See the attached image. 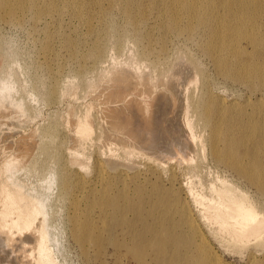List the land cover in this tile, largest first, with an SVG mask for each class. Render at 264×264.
<instances>
[{
  "label": "rangeland",
  "instance_id": "rangeland-1",
  "mask_svg": "<svg viewBox=\"0 0 264 264\" xmlns=\"http://www.w3.org/2000/svg\"><path fill=\"white\" fill-rule=\"evenodd\" d=\"M10 1L16 12L0 3V78L11 76L14 100L23 104L25 113L17 116L19 120L9 118L12 115L0 116V143L7 155L18 148L27 149L30 154L15 176L25 191L40 195L49 206V230L60 242L59 248H53V264H207L206 251L183 216L184 204L192 210L199 228L222 260L228 264H264V230L260 238L244 240L215 235L206 229L195 199L197 196L218 201L214 190L225 178L247 191L264 215V186L260 189L252 182L264 183V142L259 141L264 135V47L232 50L226 45L213 46L207 33L196 27L198 21L185 13H180L173 23L174 7L168 5L169 0H139L132 8L140 20L136 31L120 6L130 0H55V5L52 0ZM79 1L84 5L80 10L82 18L73 13V6L81 5ZM194 2L209 3L220 16L216 28L222 35L218 40H229L232 33L226 28L231 23L264 26V0ZM223 3L237 13L232 15ZM245 10L250 13L249 21H240L238 15ZM214 28L215 25L210 26L208 32ZM144 32L149 36L144 38ZM131 54L145 57L148 63L183 54L197 68L198 84L190 86L195 90L190 127L207 143L205 149L200 141L186 150L190 159L179 155L166 159L164 167H152L147 155L142 154L136 160L137 168L120 166L132 176L139 171L140 177L102 187L100 183L115 178L116 173H111L110 160L103 156L100 147V90H93L90 85L115 62H123ZM222 99L228 105L234 101V110L220 112ZM86 109L91 111L95 131L77 146L88 167L79 168L76 173L71 154L78 136L70 114L81 115ZM217 127L218 152L211 139ZM23 137L26 138L22 140ZM224 137L236 141L237 147H233L235 143L225 147L221 139ZM245 151L253 154L246 160ZM241 161L246 170L240 168ZM112 187L110 202L118 193L116 188L128 190L127 198L120 199L121 204L143 206L152 221L161 214L165 222L180 223L181 229L175 227L180 237L166 238L172 247L167 259L152 258L150 254L142 258L115 254L103 240L100 228L106 220L97 216L102 209L100 195ZM74 217L80 219L77 227H83L78 240L73 235ZM93 226L98 230L92 231ZM105 246L109 247L104 249ZM10 248L9 253L0 251V264H24L23 256H17L21 251Z\"/></svg>",
  "mask_w": 264,
  "mask_h": 264
},
{
  "label": "bare ground",
  "instance_id": "bare-ground-1",
  "mask_svg": "<svg viewBox=\"0 0 264 264\" xmlns=\"http://www.w3.org/2000/svg\"><path fill=\"white\" fill-rule=\"evenodd\" d=\"M30 1L33 2V0ZM138 1L130 0L120 5L124 16L135 31V26L140 24V20L134 16L132 8H135ZM193 1L169 0L168 5L174 7L171 10L174 15L173 23H176V18L178 19L180 13H185L193 21H198L196 27L202 28L200 30L207 33L206 38L211 39L213 46L226 45L232 50L237 47L247 50L264 47V30H262L264 26L262 24L259 28L257 23L248 27H243L242 23H231L226 28L232 33L229 40H218L222 35L216 28V24L221 21L220 16L211 9L209 3L198 4ZM11 2L0 0L6 9L16 12L17 8L12 6ZM51 3L55 5V0ZM80 4L73 6V13L82 18L83 12L80 10L81 7L84 8V5L81 2ZM222 6L230 10L232 15L237 13L224 3ZM240 12L239 20L249 21V11ZM157 20L158 14L154 22L156 23ZM213 25L215 28L208 32L210 26ZM147 33H143L144 38L149 36ZM133 35L137 38V34ZM162 59L163 61L148 59V63L145 57L135 58L131 54L125 61L115 62L104 76L99 77V80L90 85L93 90L96 88L100 90V147L103 156L110 160L111 173H116L115 178L101 182L102 187L116 186L121 179L140 177L139 171L132 176L130 171L120 166L137 168L136 160L142 154L147 155L152 167H164L166 159L176 155L181 156L182 159H190L189 154H185L186 150L194 148L200 141L205 149L207 143L204 142L205 139L198 138L190 127V112L195 98V90L190 86L198 84L199 72L183 54H176L173 59L167 57H162ZM217 59L213 57V60L217 61ZM14 90L15 86L10 75L0 78V116L12 115L13 117L9 118L19 120L17 116L24 114L25 110L20 101L14 100ZM234 105V101L228 105L227 101L222 99L218 107L220 112H223L229 108L234 110ZM194 111L197 112L196 108ZM70 119L74 133L78 136L74 140L76 148L72 151L71 163L77 167L76 173H79V168H87L88 165L85 157L79 154L77 146L82 140L90 139L95 131V121L89 109L77 116L71 113ZM218 130L219 127L213 129L211 134L213 149L216 152L220 150L217 143L220 139ZM25 138L23 137L22 140ZM221 139L224 140L225 147H231L236 142L230 141L227 137ZM32 140L33 137L29 139V143ZM259 141L264 142V135L259 138ZM233 147L236 148L237 143ZM249 154L253 155L245 151L244 160L249 157ZM29 155L27 149L21 148L7 155L4 146L0 143V251L9 253L10 247L20 250L19 253L23 255L17 252V256L20 255V258L23 256L24 262H21L24 264H53V248L54 246L59 248L60 242L49 230V206L40 195L25 191L15 176L16 170ZM244 165V161L239 164L242 170L247 169L243 168ZM100 172H102L101 168ZM248 172H251V169ZM247 174L253 177L251 173ZM252 182L259 185L260 189L264 186L262 182H255V180ZM63 185L67 187L66 183ZM113 188L108 189L105 195H100L103 197L100 199L102 209L97 216L101 215L102 219L106 220L104 227L100 228V236L103 240L113 247L115 254L120 253L121 255L122 253L124 256L129 254L136 258L150 254L152 258L167 259V253L172 247L167 243L166 238L174 235L180 237L175 230V227H181L180 223L178 221L165 222L161 214L155 215L152 221L143 206L121 204L120 199L127 198L128 190H119L115 187L118 193L110 202L108 196ZM214 191L218 201L204 200L197 196L195 198L209 232L232 240L262 236L264 215L249 197L247 191L240 189L225 178L220 180V186H216ZM90 198H87L88 203H90L88 200ZM182 210L193 236L199 240L206 251L207 264H228L214 253L207 236L199 228L200 225L197 224L192 210L185 204ZM79 220L77 217L73 218V235L77 240L82 237L83 228L77 227ZM91 229L92 231L98 230L95 226ZM104 232H107L106 237ZM108 247L105 246L104 249Z\"/></svg>",
  "mask_w": 264,
  "mask_h": 264
}]
</instances>
